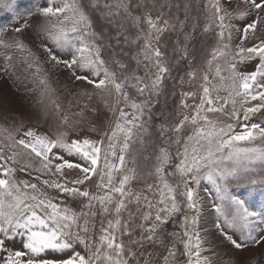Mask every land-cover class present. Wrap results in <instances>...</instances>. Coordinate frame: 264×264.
Masks as SVG:
<instances>
[{"label":"snow or ice","instance_id":"6c2138e0","mask_svg":"<svg viewBox=\"0 0 264 264\" xmlns=\"http://www.w3.org/2000/svg\"><path fill=\"white\" fill-rule=\"evenodd\" d=\"M0 7L23 17L11 37L0 28L5 73L25 65L59 114L45 65L67 70L86 86L78 96L110 114L102 128L85 119V103L52 134L0 127V264H260L250 250L264 247V205L257 211L229 189L264 186V175H250L264 170V0H205L202 32L216 46L201 64L184 31L187 4L171 55L162 41L178 17L154 16L160 0ZM170 7L179 12V0ZM29 28L31 45L21 37ZM173 60L191 66L181 83H202L181 94L178 123L170 114L153 129ZM85 128L99 138L79 135ZM204 181L212 189L202 196Z\"/></svg>","mask_w":264,"mask_h":264},{"label":"rangeland","instance_id":"374dc122","mask_svg":"<svg viewBox=\"0 0 264 264\" xmlns=\"http://www.w3.org/2000/svg\"><path fill=\"white\" fill-rule=\"evenodd\" d=\"M7 2H10V0H0V4ZM174 2L175 0H167V2L166 0H160L161 4H165V7L158 8L153 13V15L156 16L163 12L165 13V19H169L170 16L172 18L178 17V19L175 20L176 31L166 33L162 43L166 42L168 44L169 55H171V47L173 42L176 41L177 33L180 29L179 21L185 20L184 6L187 4L189 6V18L185 23L184 31L192 36L188 46L190 50H195L197 52V63L201 64L202 61L200 60L199 54L205 50L210 51L212 47L216 46V41L212 33L209 32L205 34L202 32L205 23H207V13L204 9L205 0H179V12L176 11L175 7H170ZM37 3L42 4L43 0H16L17 12L23 14L28 9L34 8ZM21 23H23V17L17 20L6 8L0 7V28H9L7 33L8 37L14 35L11 29L18 27ZM193 24H196L195 31L192 29ZM21 37L30 45L32 44L33 34L30 28L25 30V32L21 34ZM180 39L183 41V36H180ZM33 50H36L35 47ZM39 55L42 59L44 58V53L42 51L39 52ZM45 70L48 71L51 85L55 89L53 98L57 100L63 109L59 114L56 113L54 106L45 107L48 105L47 100L43 101V103L41 102L40 89L34 82L30 70L25 65L18 64L15 68H10L8 72L5 73L3 71V61L2 58H0V127L13 129L23 124L24 130L27 128H34L39 132L52 134L60 125L63 115L69 112L79 111L85 103L90 105L89 109L85 111V119L95 121L102 128L106 127L104 117L110 114L106 112L98 99L93 98L91 101H88L86 98L78 96L80 89L86 86L74 84L69 80L70 73L67 70L61 69L59 72H53L49 70L48 65H45ZM189 70H191V66L186 62L176 63L175 60H173V78L165 82L164 94L161 95L159 98L160 102L154 109L153 129L170 114L173 116V123H178L182 118V113L185 110L180 106L181 94L183 92L197 90L199 84L202 83L199 77L191 86L186 82L181 83V78L187 81L186 73ZM187 103H198V99L196 101L190 99ZM91 108L100 109V118H97L91 111ZM254 122H259V117ZM79 135H88L93 139L99 138L98 132H90L87 128L81 131ZM16 136L20 138L19 134H16ZM2 140L3 136L0 135V141ZM145 155H147V152H145ZM131 166V161H129V167ZM250 175L259 180L262 175H264V170L257 166L256 171L250 173ZM134 187H138V185H134ZM204 189H212V185L207 181L202 182V196L205 195ZM229 190L233 194L248 198L250 206L257 211L264 205V186L258 184L255 188L248 189L237 187L234 184ZM249 192H251V195H249ZM212 194L214 196V190ZM207 199L211 202L212 197H207ZM207 219L209 220V224L206 226L210 228L211 221L214 217L207 216ZM168 227L169 230H171L173 225L170 224ZM261 229H264V223L258 225L257 231ZM237 235H239V233ZM221 247L227 248L229 246L224 244L221 245ZM250 253L260 264H264V247L253 248L250 250ZM247 254L249 253H246V255Z\"/></svg>","mask_w":264,"mask_h":264}]
</instances>
